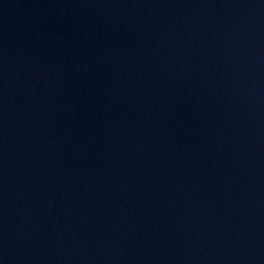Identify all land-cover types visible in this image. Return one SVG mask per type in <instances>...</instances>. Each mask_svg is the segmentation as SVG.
I'll use <instances>...</instances> for the list:
<instances>
[{"label":"water","instance_id":"95a60500","mask_svg":"<svg viewBox=\"0 0 264 264\" xmlns=\"http://www.w3.org/2000/svg\"><path fill=\"white\" fill-rule=\"evenodd\" d=\"M0 264H264V0H0Z\"/></svg>","mask_w":264,"mask_h":264}]
</instances>
